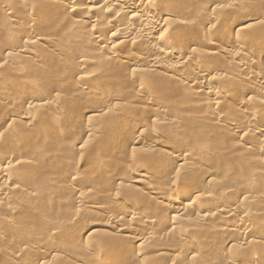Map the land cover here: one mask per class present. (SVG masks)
I'll list each match as a JSON object with an SVG mask.
<instances>
[{"label":"rangeland","instance_id":"374dc122","mask_svg":"<svg viewBox=\"0 0 264 264\" xmlns=\"http://www.w3.org/2000/svg\"><path fill=\"white\" fill-rule=\"evenodd\" d=\"M188 1L191 2L192 0H187L184 3L187 2L186 5H189V7H191V10L190 8V11L188 10L189 15L192 16L191 14H193L195 16H192L191 18L194 21L195 19L198 20L199 23L201 22V24H208V22L212 21V25L215 23L213 27L216 30L213 32L205 31L204 34L201 33V35L199 32L198 34H195L196 30L192 26L191 29L188 28L190 31H187V33H189L186 34L184 38L186 41L189 40L187 42L191 43L194 40L192 42L193 44H191L196 49H199V51H203V49L204 51L206 49V51H208V48L210 47L209 44L212 43H216L217 46H219L217 48H220V46H222L221 49L225 48L227 50L235 48V44L233 43L234 39H237L240 36L239 39H243L244 42H246V44L243 42L245 45L242 44V46H245L244 49H246L244 50L246 51L244 55L246 56L247 54L248 56L246 57L252 58L251 60L254 62L250 64L251 66H249V68H247L245 72H254L258 71V69L264 71V53H258L259 50H264V0H231V4L229 2L227 4L223 2V0L222 2L221 0H218V2L217 0H214V3H216H211V5L210 2H204L203 0H199L201 2H199L198 0V2L193 0L189 4ZM176 3L174 5H176ZM179 4L182 6L183 2H178L177 5L179 6ZM55 5L57 9L54 8ZM183 5L184 6H180V8L178 6H173L174 8H172V10L177 7L179 9H175V11L169 10V12H178L181 8H184L183 10L186 11L188 7L185 4ZM190 5H193V8ZM229 5L231 6L229 7ZM7 7L9 9L11 7L12 10L10 9V11L14 13L16 19L13 18L14 20H9L10 18H4L2 16L3 12L8 10ZM221 7V11H217V8L220 9ZM52 9L57 10H54L56 14H53L54 12H52ZM28 10L31 12V14H28ZM216 12L219 16L216 15ZM171 14L173 15V13H170L169 15ZM65 16L68 18H66ZM70 18L72 19L73 16L65 14L63 10L61 12H58L56 1L0 0V95L5 96V105L8 106L10 112L13 113L14 111L16 116H19L25 113V110H28L27 112L31 113V115L32 113L34 115L36 114L34 117L37 119H35L33 123L28 126V129L26 128V126H22L18 123L19 125L16 124L11 127V129L8 128V131L7 127L11 125L8 117L4 116L3 118L5 119H2V117L0 118V126L6 124L5 126H3V128L0 127V159L2 162H4V164H6V162L7 164H14L13 175L14 185L16 187V189L11 191V193L9 192L6 197H0V264H93L97 259L102 260L104 262L103 264H263L264 201L261 200L260 203V200L257 201L255 199H252L251 196H249L250 194L247 195L249 193L247 191H244L242 193V191L240 190H234L235 192L233 191V193V189L231 188V190L229 188L230 193H232L230 194L229 191H224V189L226 188V186L231 187L233 182L239 183L244 180V182H251L252 180H254L253 182H256L261 179L262 182H264V175H261L263 174V172H260V166L262 165V163L260 162L264 161V151H261L262 153H260L259 150H251L249 148V144L245 143L243 145L242 142H245V140L239 141L238 138L232 136L230 134V131L228 129L226 130L225 127L222 128V126L218 125V129L216 128L217 126L213 127L210 122L212 117L214 119L216 115L219 116L218 114H220L221 117V115L223 114L222 116L225 115V118H227L228 116V119H234L240 129L247 130L250 128L247 131L249 132L250 130H252L248 133L249 137H257L258 130L255 129H258L257 127L260 128L264 123V105L259 103L264 100V93L261 92V90H259L260 88L258 86H255V84L253 83L241 82V84L245 83L243 86L240 83H233L232 79L230 80L231 76L239 73L238 68L235 66L236 64L234 62L233 63L235 67H232L233 63L232 65H230L231 61H227L228 66H225L227 70H223L225 61L223 60V58L220 59L219 56L217 57L219 59L215 58V56H212L211 59H209V56H206L208 59H206V57H200L199 61L197 58V64L201 63L204 65H209L206 63H211L210 67L213 65L216 66L211 67L212 70H218L219 66L221 65L222 69L219 68L218 71L220 72L221 69L227 72V74L229 73L228 75L230 78L227 79L228 81L225 80L226 83L223 82V85L225 84L226 86H224L226 88L225 90L221 91V95L224 96L226 102H222L216 108V112L211 113L209 112V110H205L202 104H200V102H207L206 99L208 97H204L203 95L199 96L200 94H197L198 96H194V91L179 86L178 83L175 82V80H171L168 77H166V79L164 75H148L149 77L147 75H141V80H137L136 78H138V76L134 78L133 75L135 74L134 71L137 70L138 67L132 68L131 65H129L130 67L127 66V64L124 63L123 59L117 61H108L107 59V62H105L106 58H103L105 57L104 51H102L104 55L98 51L101 55L97 53L96 56V52L95 50H93L91 43L89 42V36L87 35V37L86 34H84V28H81L79 30L78 28L76 29V27L74 28V26L72 27V21L70 20ZM169 19H171L172 21L171 16ZM256 20L261 24L256 23ZM25 24L27 26L29 25L31 29L33 27L31 33H28L26 31L25 33L24 31H22V29H20V27H23V25ZM251 24L253 27L251 26ZM243 26H249L248 28L253 29H249L250 31H244L243 33V31L241 30V27ZM256 27L259 29H257ZM192 28L194 30H192ZM108 31L109 30H106V33ZM18 33V37H20V35L23 36L24 34L26 35H24L25 38L40 35V37L43 36L44 39H47V41L44 40L42 43L37 44L38 46L36 45L35 47V45H33L31 47L35 55H38L37 57H39L42 61L41 63L34 62L32 59L26 56L23 57L25 59L21 57V61L12 64H9L8 62H6V60L3 59V56L6 52H14L15 49L21 45L20 42L24 41L22 42V44L25 43L26 39L22 36V38L19 39L17 37ZM247 33H254L253 36L255 35V40L250 39V36L251 38L253 36L250 34L246 35ZM238 34L239 36H237ZM13 36H16L18 39L12 38ZM200 36H202L203 38ZM247 37H249L250 40ZM198 39H201L202 41H199ZM206 41L208 43H206ZM201 42L204 43L202 44ZM125 45L126 44H123L124 48L122 47V45L118 47V49L120 48V50L118 51L122 54V56L127 55L129 52L137 54V49H141L135 46V51H133L134 49L131 50L128 44L127 45L129 47L126 46L125 48ZM215 52H217V50H215L214 53ZM213 57L215 60L213 59ZM82 59L91 61H89L90 63H88V65H85L83 67L82 71L92 75L91 78L93 77L90 83L86 86L84 92L78 91L75 86L77 85L78 79H80L81 75L79 74V72L77 71L78 69H76L75 66H77L78 62H80V60ZM205 59L207 61H210L207 62ZM201 60H204L206 62L204 63ZM172 61L173 60L170 59H164V63L166 65H170ZM221 62L223 65L220 64ZM109 64L111 67L109 66ZM136 64H138L140 68H144L145 66H147L142 62H138ZM195 65L190 64V66H187L188 68L186 67V69L184 68L182 71H184V73H189L191 72V70L194 71L197 69V65ZM142 77H145V79L147 78V82H145ZM152 77H154L153 79L156 81L150 80ZM133 80L135 81L134 84H132V82H134ZM157 80L158 82H160L158 83ZM141 81H143V84H140L142 83ZM174 82L176 85L174 84ZM144 84L148 87H146ZM227 84L230 86H228ZM133 85H136V88H134ZM144 86L146 87V89L143 88ZM19 87L30 88L28 90L30 92L26 96L18 94L17 90ZM138 87L141 91L145 90L144 94H146L147 98L151 100L147 103V105L146 103H144L147 101H143L141 97L139 98L137 96L139 99H135L136 93L134 92H137L135 89L139 91ZM256 87H258L259 89ZM132 92L135 95H133ZM96 93L97 95H99L97 96ZM56 95L57 97H55ZM101 95L102 97L101 99H99ZM103 98L105 100L110 98L114 99L113 104H115V106L112 105L111 111L109 110L108 113H106L107 115H101L100 113L97 114V112L90 111L91 109L95 110V106L97 107L99 104L103 103ZM248 98L255 99V101L247 102ZM55 100L60 101L56 102L57 104H55V109H37L36 106H32V103H36L38 105L42 103V101L55 102ZM28 102L31 104V106H29L30 104ZM241 102H247L248 111L257 115L259 119L261 117L262 120L260 122L252 123L253 125L247 122L245 116L243 115L242 117L241 114H239V112L237 111L238 108L235 107V105L237 106L241 104ZM255 102L259 104H256L255 106L251 105ZM153 103L155 105H153ZM197 103L200 104V107H202H198V105H196ZM149 104H152L153 106ZM12 106L13 108H11ZM154 106L155 108L159 106L162 107L164 111H166V113L157 115L154 111L155 109H153ZM28 107H31L32 110ZM84 107H88L90 113H85ZM35 108L37 110L33 111V109ZM203 111L206 112L204 113ZM109 112H111V114ZM93 116L98 117L94 118ZM123 116L131 117L133 121L139 123V126L142 130L140 129L135 131L130 126L132 130H127L125 133L121 134V139L111 136L113 134V128L115 127L113 126L112 128V125H116L118 121L123 118ZM203 117H205L206 120ZM153 120L157 122L155 123ZM8 121L9 124H7ZM85 123H87L86 126L89 124L92 127L93 130H91V132L87 133V131L84 130V128H87L86 126H84ZM158 123L163 124L159 125ZM204 123L210 124V127L212 126L215 129H213L212 127L210 128L207 124L204 125ZM154 124H158L159 126L155 127L156 125ZM65 127L71 129L68 133V136L66 135L63 137H57L55 133L60 129H65ZM4 128L6 129V131ZM130 128L128 127V129ZM224 130L226 133H224ZM140 131H143L145 133L144 135H146L147 137H144L143 133ZM145 131L148 133H146ZM152 131L153 134H149ZM200 131H202V133L204 134L202 135ZM251 132H253V134ZM92 133L95 134L96 137ZM199 133L201 134L200 136ZM147 134H149V137L150 135H152V137L160 139L162 143L158 144L153 149H150L149 146H147V144L149 143L148 141H146L147 138H149ZM221 134H223V136ZM225 134H227L228 136L226 135V137L224 138ZM197 136L200 137H198V143L200 144V146H198L199 144L195 139L197 138ZM201 136H205L203 139L205 142L201 140V138H203ZM138 139L140 141L142 140V143ZM136 140L137 142H134ZM201 141L204 144L207 143L205 145H207L208 147L203 145L206 147L205 150H214L213 152H215L216 157L215 155H213L212 157L211 155L210 157H207L209 155H206V151L203 149L204 147L202 146L203 143L201 144ZM233 141H238L242 144H240L238 148L236 147V144L235 146H233L236 150H233L234 148L231 144V142L234 143ZM193 143L194 145H192ZM176 145H179L186 150L190 149L189 153H192V150H194V152L190 154L193 155L195 153L194 156L190 157L195 160L196 163H199L201 161L205 164L208 161V166H205L206 168L204 167L202 169L209 173V177L202 174L205 172L204 170L200 169L199 167V169H195L194 167V169L191 170L192 172L190 170H187V172L189 171L188 173L190 175H193L197 179L196 181L198 183L193 181L194 179L191 180L190 178L192 176L190 177L188 173L186 174V170L181 169L179 165L181 163H174L175 161H173L171 157L173 156L174 147ZM81 146H84L83 149L81 148ZM246 147L249 150L245 149ZM243 148L245 149V151ZM142 151H144V153H148L149 151V153H145L144 155ZM102 158L104 159V162ZM107 158L109 159L108 162ZM105 159L107 163L105 162ZM150 159H152V161ZM208 159H211V161ZM29 161L31 164L29 163ZM24 162L28 163V165L26 163L27 167L23 165ZM161 162L163 165L161 164ZM107 164L109 165L107 166ZM23 166H25L26 168ZM166 168H169V170H167ZM226 168L228 169V171ZM137 169H144L152 173L155 172L154 178H152V180L150 179V182L147 181V183L149 182L150 185L153 184L162 187L165 184L164 187L168 189V193L164 194V197H166V199L169 195H171V193L173 194L174 191H169V187L172 186V184L176 185L177 183H179V189L181 188L186 190V193L183 196L184 198L182 199L183 204H192V202L194 203V197L197 194L199 195V193L201 192L200 190L204 189L208 191V194H212L211 197L214 196L215 198H210L208 201L205 199L206 201L202 203H204L205 206L204 211L207 206L211 214L213 212V218L205 221L206 224L203 222V225L201 224V226L199 227L196 226V228L195 225H192L190 221L195 217L194 215L196 214V210L193 209V213L192 211H190L191 213H189V215L185 216V218L183 217V219L186 220H183L182 222L184 223L183 225L185 227H183L181 222L180 224L171 225V221L165 216V213L163 214L162 209H160L158 205L160 202H163V199H158L155 196L147 194V192L143 190L141 186L133 185V172L137 171ZM164 169H166L168 174ZM177 169L178 171H176ZM224 169H226V171ZM229 169H232L233 171L231 172L229 171ZM253 169L255 170L253 171ZM200 170L201 172H199ZM250 171L251 174L253 173V178L252 175H250ZM183 172L185 173L184 176ZM225 172H227L228 176H226ZM223 174H225L224 177ZM167 175H169L170 177H167ZM174 175H176L177 177ZM181 175L185 178L181 177ZM186 175L189 176L188 180H186ZM74 178H77L79 180L76 185L73 184L74 182H72ZM118 178H120L123 186L120 188V190H118V192H116L117 188L119 189V187H116L119 183ZM182 179L184 180L182 181ZM224 179L227 180L225 181ZM260 181H258L257 183H259ZM62 182L64 183L62 184ZM218 182H220V186H218ZM221 184L225 187L221 186ZM254 184L255 186H257L256 183ZM10 185L12 184L10 183ZM67 185L69 186L66 187ZM263 185H258L261 189L262 194L264 193V187L261 188ZM71 186L76 189V191L78 189V191L80 192H87L88 197L86 201L98 202L99 204L101 203L102 211H94L91 213L90 211L84 212V210L79 207V204L77 202V195L75 193L73 195V191H71L73 190V188L71 189ZM132 186L137 190L134 188H130ZM255 186L253 185L252 187L254 190L255 188L259 189ZM222 187L223 189H221ZM253 189H251L250 191H254ZM177 190L178 189L176 188L174 193ZM76 191L74 190V192ZM209 191L211 192L209 193ZM26 193H29L31 196L28 194L30 196L29 197ZM114 194H117L116 196L117 198H119V200L112 203L111 197ZM245 195H247V197ZM248 197H250L251 199H249ZM197 199L195 201H197ZM124 202H129L130 207L133 208L134 211L142 214V218L140 217L139 219L133 220L129 217V215L123 214L122 216H120V223H123V225L126 227L125 230L117 231L116 229L107 228V225L105 224V219L108 216L107 213L109 211H111V213L117 212V210L120 208V206H122ZM228 205H237V219L246 217L245 219L250 223L252 222V224L254 225V228L252 227V229L249 231L250 233H248L250 236H245L247 238H242L239 237V235H237L236 233H232L233 238H235L236 240L239 239L237 242L239 243L238 246L241 249L237 245L235 247L233 246L234 248L227 245L226 239L228 236H231V233L229 234L228 232L226 233L221 229H216L219 227L218 225L220 223L226 221V217L219 216L218 213L217 216L214 210L218 212L219 208ZM78 209L81 210L79 211ZM78 213L80 216L78 215ZM214 213L216 216H214ZM242 213H244L245 216ZM250 213H252V215H250ZM1 216H5V220H2ZM236 217H233L231 219L229 218V221L236 220ZM187 219L189 220L188 224L186 223L188 221ZM71 221L73 223H71ZM66 224H69V227L66 226ZM63 225L66 226V229ZM61 226H63V228ZM200 227L207 229V232H205V230L203 229L201 230ZM135 228L136 231H132L135 230ZM193 228H196V234H194L195 232ZM198 228L199 231L201 233L203 232L204 234L202 233L201 235L200 232H198L200 235L197 234L196 230ZM190 231H192L191 233L194 232V236H192V234H189ZM132 232H136L139 234L142 233V235L150 233L153 234L156 239H154L153 243H151L150 246L148 245V247L146 246L147 243L144 244L146 246L145 247L144 245H142L143 243L140 244V242L132 239ZM187 233L190 238H187L183 241L182 237ZM210 233L213 234L210 236ZM49 235L51 236L50 238L48 237ZM246 239L250 240L246 241ZM122 243L124 245H127V248H133L134 250H136V252L140 250L138 251L140 252V257H137L138 259H135L133 258V256L128 255L125 256L124 259L122 258L121 260H119L122 256V250L120 247ZM115 244L117 245V248H114ZM118 244L120 245V249L118 248ZM139 244L142 246H140ZM42 245L50 247L51 250L41 251L39 247ZM17 246L20 249H18ZM107 246H111L113 248H111V253L108 252L106 254L107 251L105 250L107 249L105 248ZM161 248H163V251L160 252L163 253H159L161 255L164 254V256L160 258V254H158L157 250L159 251L161 250ZM18 251H21L20 254ZM70 252H73L74 255L76 254L78 256L77 257L75 255L77 257L76 260L69 254ZM237 257L239 259H237Z\"/></svg>","mask_w":264,"mask_h":264},{"label":"bare ground","instance_id":"6f19581e","mask_svg":"<svg viewBox=\"0 0 264 264\" xmlns=\"http://www.w3.org/2000/svg\"><path fill=\"white\" fill-rule=\"evenodd\" d=\"M47 1H56L57 2V7H58V12H61L62 10L65 12V14H68V15H71V16H73V18L71 19L70 18V20L72 21L71 23V26L73 27L74 26V28L76 27V29L78 28L79 30L82 28H84V30L87 32H85L84 30V34H86V36L88 35L89 36V38H90V43H91V46H92V48H93V50H95V52H96V56H97V53L99 54V52L101 53V54H103L102 53V51H104V56L105 57H103V56H101V57H103V58H106V61L105 62H107V59H108V61H117V60H120V59H123L124 60V63L125 64H127V66H129V65H131L132 66V68H137V70H133L134 71V75H133V77L135 78L136 76H138V78H136L137 80H141L140 79V76L141 75H149V76H151V75H153V76H157V75H164L165 76V78L166 77H168V78H170L171 80H175V82L176 83H178V85L179 86H182L183 88H188V89H191V91H194L195 92V95L194 96H196L197 94H200L199 96H206V97H208L206 100H207V102H203V103H201L200 102V104H202V106L205 108V110L207 109V111L209 110V112H211V113H215L216 111V108L222 103V102H226V100L224 99V96H222L221 95V91H223V90H225V86L223 85V82H225V80H227L228 78H230L229 77V73L227 74V72H225V71H223V70H225L226 69V67L228 66V63H227V61H231L230 62V65H232V63L234 62L236 65V67L238 68V71H239V73L238 74H236V75H233V76H231V78H230V80L232 79V81H233V83H236V84H241V82L243 83V82H247V83H253V84H255V86H258V87H256V88H258L259 90H261V92H263L264 93V71H261V70H259L258 69V71H254V72H248V73H246L245 71H246V69L247 68H249V66H251L250 64L251 63H254L251 59L252 58H248V57H246V56H248L247 54H246V56L244 55L245 54V52L246 51H244V50H246V49H244V47L245 46H242V44H246V42H244V40L242 39H239V34L237 35V36H239L238 38L237 37H235V38H237V39H234V38H232V39H234V44H235V48H231V49H225V48H223V49H221V47L222 46H220V48H217V47H219V46H217V44L215 43V44H213L212 42V44H209L210 45V47L208 48V51H204V49H203V51H199V49H196L192 44V42L194 41H192L191 43L190 42H187V41H189V40H185L184 38H185V36H186V34H188L187 33V31H190L189 29H191V27L193 26V28L196 30V32H195V34H198V32L201 34V33H203L204 34V32L205 31H208V32H213V31H215L216 29H214V24L212 25V21H210V22H208V24H201V22L199 23V21L198 20H196L194 17V15L193 14H191L192 16H194L193 18L195 19V21L191 18L192 16H190L189 15V11L191 10V7H189V5H186L187 4V2L186 3H184L185 1H187V0H47ZM193 1V0H192ZM191 1V2H192ZM196 2H198L197 0H195ZM204 2H210V5H211V3L213 4L214 3V0H203ZM202 1V2H203ZM216 1V0H215ZM178 2H183V4H185L188 8L186 9V11H184L182 8L180 9V11H176V12H172V11H175V9L177 10V9H179L180 8V4H179V6L177 5V3ZM191 2H189L188 1V4L189 3H191ZM196 2H194V3H196ZM199 2H201V1H199ZM217 2H218V0H217ZM221 2H222V0H221ZM223 2H225V3H227L228 4V2L231 4V0H223ZM176 3V5H174ZM193 3V4H194ZM216 3V2H215ZM214 3V4H215ZM182 4V6H184ZM234 5V4H233ZM173 6H178L177 8H175L174 10H172V8H174ZM181 6V7H182ZM190 6H192V8H193V5H190ZM214 6V5H213ZM219 6V5H218ZM223 6H224V4H223ZM227 6V5H226ZM231 5H229V7H230ZM9 7V6H8ZM7 7V9L8 10H6V11H2L3 12V17L4 18H10L9 20H12L13 18H15L16 16L14 15V13L12 12V11H10V9H11V7H10V9ZM216 7V6H215ZM220 7V6H219ZM218 7V8H219ZM54 8H56V5H55V7ZM189 8H190V10H189ZM217 8V11H221V9H222V7L220 8V9H218ZM57 9V8H56ZM56 9H54L55 11H57ZM61 9V10H60ZM215 9V8H214ZM12 10V9H11ZM30 10V9H29ZM27 11L28 12V14H31V10L30 11ZM53 9H52V12H54L53 14H56L55 13V11H54ZM60 10V11H59ZM168 10V11H167ZM169 10H172L171 12H169ZM181 10H182V12H181ZM189 10V11H188ZM193 10V9H192ZM184 11V12H183ZM188 11V12H187ZM198 11V10H197ZM169 12V13H168ZM194 12V11H193ZM50 13V12H49ZM170 13H173V15L171 14V15H169ZM192 13V12H191ZM58 14V13H57ZM61 14V13H60ZM196 14V13H195ZM197 15V14H196ZM216 15H217V12H216ZM222 15V14H221ZM67 16V15H66ZM65 16V17H66ZM170 16L172 17V21H171V19H169L170 18ZM217 16H219V15H217ZM213 17V16H212ZM66 18H68V17H66ZM16 19V18H15ZM14 20V19H13ZM212 20V19H211ZM198 21V22H197ZM216 21V20H215ZM214 21V22H215ZM257 21V20H256ZM260 21V20H259ZM174 23V24H173ZM203 23V22H202ZM253 23H255V22H253ZM256 23H258V24H261L260 22H256ZM263 23V22H262ZM264 24V23H263ZM177 25V26H176ZM217 25V24H216ZM250 26V25H249ZM248 26V27H249ZM251 26H252V24H251ZM218 27V26H217ZM248 27H241V30L243 31V33H244V31H250V30H252L251 28H248ZM253 27V26H252ZM187 28V29H186ZM189 28V29H188ZM192 28V30H194ZM257 28V27H256ZM20 29H22V31H26V32H28V33H31L32 31V29H33V27H32V29H31V27L28 25H23V27H20ZM250 29V30H249ZM257 29H259V28H257ZM106 30H109L107 33H106ZM198 30V31H197ZM21 31V32H22ZM254 31V30H253ZM25 32V33H26ZM261 32V31H260ZM259 32V33H260ZM263 32V31H262ZM217 33V32H216ZM240 33V32H239ZM251 33V32H250ZM250 33H247L246 35H248V34H250ZM258 33V32H257ZM82 34V33H81ZM191 34V33H190ZM210 34V33H209ZM208 34V35H209ZM253 34L254 33H252V34H250V35H252L253 36ZM25 35V34H24ZM22 36V35H20V37H18L19 36V33H18V35H17V37L19 38V39H21L22 37H24L25 38V36ZM202 35V34H201ZM213 35H214V33H213ZM234 35V34H233ZM249 35V36H250ZM22 36V37H21ZM84 36V35H83ZM87 36V37H88ZM193 36V35H192ZM197 36V35H196ZM226 36V35H225ZM255 36V35H254ZM254 36L251 38V36H250V39H254ZM258 36V35H257ZM16 36L14 37H12V38H15V39H18ZM200 37H202V36H200ZM199 37V38H200ZM205 37H206V35H205ZM210 37V36H209ZM227 37V36H226ZM83 38V37H82ZM203 38V37H202ZM229 38V37H228ZM231 38V37H230ZM243 38V37H242ZM248 39H249V37H247ZM26 39V41H25V43L24 44H22V42H24V41H22V42H20L21 43V45L20 46H18L16 49H15V51L14 52H6L5 53V57L3 56V59L4 60H6V62H8L9 64L11 63H17V62H19V61H21V57L23 58V57H28V58H30V59H32L34 62H37V63H41L42 61L40 60V58L39 57H37L38 55H35V53L32 51L33 49H31V47L33 46V45H35V47H36V45L37 44H40V43H42L44 40L45 41H47V39L45 38L44 39V37L43 36H41L40 37V35L38 36V35H36V36H33V37H30V38H25ZM187 39V38H186ZM191 39H193V38H191ZM205 39V38H204ZM247 39V40H248ZM249 39V40H250ZM23 40V39H22ZM199 40V39H198ZM201 40V39H200ZM199 40V41H200ZM206 40V39H205ZM211 40V39H210ZM255 40V39H254ZM191 41V40H190ZM196 41V40H195ZM202 41V40H201ZM212 41V40H211ZM205 42V41H204ZM204 42H201L202 44L204 43ZM244 42V43H243ZM252 42H253V40H252ZM263 42V41H262ZM89 43V44H90ZM200 43V44H201ZM206 43H208L207 41H206ZM223 43V42H222ZM261 43V42H260ZM264 43V42H263ZM123 44H126L125 45V48H126V46L127 47H129L130 46V48H131V50H133V51H135V46L137 47V48H141V49H137L138 51H137V54L135 53H132V52H129V48H128V54L127 55H124V56H122V54L118 51V50H120V48L118 49V47H120L121 45H122V47H123ZM129 46H128V45ZM195 44V43H194ZM244 44V45H245ZM219 45V44H218ZM221 45V44H220ZM250 45V44H249ZM260 45V44H259ZM38 46V45H37ZM247 46H248V44H247ZM122 47H121V49H122ZM205 47V46H204ZM214 47V48H213ZM253 47V46H252ZM34 48V47H33ZM124 48V47H123ZM250 49V48H249ZM252 49V48H251ZM263 49V48H262ZM126 50V49H125ZM202 50V49H201ZM215 50H217V52H215L214 53V51ZM99 51V52H98ZM122 51V50H121ZM124 52V51H123ZM213 52V53H212ZM127 53V52H126ZM125 53V54H126ZM258 53H264V50H259V52ZM101 54H99V55H101ZM252 54V53H251ZM206 56H209V59H211L212 58V56H215V58H217L218 56L220 57V59H222L223 58V60L225 61V64L223 65L222 64V62H223V60H222V62L220 63V64H222L223 65V67H224V69L223 70H221L222 69V66L220 65V64H218V65H220L219 66V68H221L220 69V72L218 71L219 70V68H218V70H212L211 69V67H214L215 65H213V66H211L210 67V64L211 63H206V64H209V65H204V64H197V61H196V59L198 58V61L200 60L199 58L200 57H206ZM99 58V57H98ZM102 58V59H103ZM203 58V59H204ZM23 59H25V58H23ZM164 59L166 60H168V59H170V60H173L172 62H171V64L170 65H166L165 63H164ZM206 59H208L207 57H206ZM205 59V60H206ZM213 59H214V57H213ZM217 59H219V58H217ZM216 59V60H217ZM3 60V61H4ZM215 60V59H214ZM32 61V62H33ZM90 60H87V59H82V60H80V62H78V65L77 66H75L76 67V69H78L77 71L79 72V74H81L80 75V79H78V83H77V85H75L76 86V88L78 89V91H82V92H84L85 91V88H86V86L90 83V81H91V79L93 78H91V76L92 75H90V74H88V73H85L84 71H82L83 70V67L85 66V65H88V63H90L89 62ZM201 61H203L204 63L207 61H204V60H201ZM210 61V60H209ZM209 61H207V62H209ZM212 61V60H211ZM218 61V60H217ZM216 61V62H217ZM33 62V63H34ZM98 62V61H97ZM138 62H142V63H144V64H146L147 66H145L144 68H140L139 66H138V64H136V63H138ZM95 63V62H94ZM102 63V62H101ZM103 63H104V61H103ZM195 63H196V65L198 66H196L195 65ZM219 63V62H218ZM234 63H233V65H232V67L234 66ZM96 64V63H95ZM99 64V63H98ZM190 64H194L195 66H196V68L198 69H196V70H194V71H192L191 70V72H189V73H184V71H182L184 68L186 69V67L187 66H190ZM214 64H217V63H214ZM90 65V64H89ZM107 65H108V63H107ZM218 65H217V67H218ZM102 66V65H101ZM105 66V65H104ZM109 66H110V64H109ZM226 66V67H225ZM234 66V67H235ZM108 67V66H107ZM111 67V66H110ZM130 67V66H129ZM216 67V66H215ZM188 68V67H187ZM104 69V68H103ZM107 69V68H106ZM117 69V68H116ZM211 69V70H210ZM214 69H216V68H214ZM109 70V69H108ZM107 70V71H108ZM188 70V69H187ZM227 70V69H226ZM77 72V73H78ZM106 72V71H105ZM132 72V71H131ZM133 73V72H132ZM120 75H121V72H120ZM132 75V74H131ZM123 76H124V74H123ZM146 76V77H147ZM148 76V77H149ZM132 77V76H131ZM132 77V78H133ZM160 77V76H159ZM159 77H158V79H159ZM116 78V77H115ZM143 78V77H142ZM154 77H152L150 80H154L153 79ZM144 80H145V82H147L146 81V79H145V77L143 78ZM142 79V80H143ZM162 79V78H161ZM164 79V78H163ZM167 79V78H166ZM121 80H123V79H121ZM125 80V79H124ZM137 80H136V82H137ZM143 80V81H144ZM150 80H148V81H150ZM165 80V79H164ZM163 80V81H164ZM229 80V81H230ZM134 81V80H133ZM143 81H141L142 83H140V84H143ZM154 81H156V80H154ZM228 81V80H227ZM139 82V81H138ZM157 82H158V80H157ZM160 82V81H159ZM158 82V83H159ZM173 82V81H172ZM175 82H174V84H175ZM231 82V81H230ZM229 82V83H230ZM130 83V82H129ZM135 83V81L134 82H132V84H134ZM152 83V82H151ZM155 83V82H154ZM153 83V84H154ZM164 83V82H163ZM226 83V82H225ZM232 83V84H233ZM150 84V83H149ZM156 84V83H155ZM235 84V85H236ZM245 84V83H244ZM244 84H241V85H243L244 86ZM137 85V84H136ZM136 85H133L134 86V88H136ZM145 85V84H144ZM146 85H147V83H146ZM145 85V86H146ZM162 85V84H161ZM166 85V84H165ZM176 85V84H175ZM228 85V84H227ZM138 86V85H137ZM143 87V88H145L146 89V87H148V86H146V87ZM151 86V85H150ZM155 86V85H154ZM157 86V85H156ZM163 86V85H162ZM162 86H161V88H162ZM168 86V85H167ZM228 86H230V85H228ZM242 86V87H243ZM164 87V86H163ZM133 88V87H132ZM153 88V87H152ZM167 88V87H166ZM30 88H26V87H22V88H18V94H22V95H24V96H26V95H28V93L30 92V91H28ZM138 89H139V91L137 90V89H135L137 92H134V93H136V95L135 94H133V92H132V94L133 95H135V99H139L140 97L143 99V101H147V102H144V103H146V105H147V103L148 102H150L151 100H149L148 98H147V96H146V94H144L145 93V90L143 91H141L140 90V88L138 87ZM171 89V88H170ZM176 89V88H175ZM174 89V90H175ZM180 89V88H179ZM182 89V88H181ZM228 89V88H227ZM173 90V89H172ZM171 90V91H172ZM77 91V92H78ZM90 91V90H89ZM146 91H148V90H146ZM178 91H180V90H178ZM1 92V91H0ZM174 92V91H173ZM182 92V91H181ZM185 92V91H184ZM180 93V92H179ZM80 94V93H79ZM188 94H189V92H188ZM187 94V95H188ZM191 94V93H190ZM96 95H97V93H96ZM99 95V94H98ZM97 95V96H98ZM181 95V94H180ZM184 95V94H183ZM183 95H182V97H183ZM186 95V94H185ZM139 98H138V97ZM192 96V95H191ZM198 96V95H197ZM55 97H57V95L55 96ZM55 97H54V99H55ZM59 97V96H58ZM101 97H102V95L99 97V99H101ZM103 97H104V95H103ZM131 97V96H130ZM137 97V98H136ZM132 98V97H131ZM58 99H60V98H58ZM104 99V98H103ZM227 99V98H226ZM51 100V99H50ZM56 100H57V98H56ZM55 100V102L54 101H42V103H40V104H36V103H32V106H36L37 107V109L39 108H42V109H45V108H49V109H55L56 108V105L55 104H57L56 102H58V101H56ZM113 100L114 99H112V98H110V99H107V100H105L104 99V101H103V103H101V104H99L97 107L95 106V110H90V111H93V112H97V114H101V115H105L106 113H108V111L110 110L111 111V107H112V105H114L115 106V104H113L114 102H113ZM187 100V99H186ZM225 100V101H224ZM250 100H252V101H250ZM9 101V100H8ZM16 101V100H15ZM243 101H246V100H243ZM254 102L255 101V99H250V98H248L247 99V102ZM60 102V101H59ZM99 102V101H98ZM247 102H241V104H239V105H235V107H237L236 109H237V111L239 112V114H241V116L243 117V115L245 116V118L247 119V122H249V123H251V125H253L252 123H256V122H260L262 119H261V117H260V119H259V117L257 116V115H255V114H253V113H251L250 111H248V109H247V106H248V103ZM257 102H259V101H257ZM29 103V102H28ZM152 103V102H151ZM199 103V102H198ZM196 104V105H198V107H200L199 105L200 104ZM239 103V102H238ZM260 104H262V105H264V100L263 101H261V102H259ZM259 103H252L251 105H256V104H259ZM24 104V103H23ZM30 104V103H29ZM28 105V104H27ZM117 105V104H116ZM149 105H152V104H149ZM153 105H155L154 103H153ZM152 105V106H153ZM29 106H31V104L29 105ZM90 106V105H89ZM195 106V105H194ZM201 106V107H202ZM34 107H32V108H34ZM83 107V106H82ZM151 107V106H150ZM196 107V106H195ZM200 107V108H201ZM249 107H250V104H249ZM251 107H253V106H251ZM11 108H13V106L11 107ZM29 109H31V107H28ZM27 108V109H28ZM85 108V113L87 112V113H90V111H89V109H88V107L86 108V107H84ZM36 108L35 109H33V111L34 110H37ZM88 109V110H87ZM153 109H155L154 111L156 112V114L157 115H161L162 113H166V111H164V109L162 108V107H157V108H155V106H154V108ZM32 110V109H31ZM202 110H203V108H202ZM26 112L25 113H23V114H21V115H19V116H16L15 115V113H14V111H13V113L12 112H10V110H9V108H8V106L7 105H5V96H2V95H0V118L2 117V119H5V118H3L4 116H7L8 117V119H9V121L11 122V125H9L8 127H7V130L9 131V129L8 128H10L11 129V127H13L14 125H16V124H21L22 126H26V128L28 129L29 127L28 126H30L32 123H33V121L36 119L34 116L36 115H34L33 113H32V115H31V113H29V112H27L28 110H25ZM30 111V110H29ZM153 111V110H152ZM114 112V111H113ZM154 112V113H155ZM204 112V111H203ZM206 112V111H205ZM204 112V113H205ZM110 114H111V112H109ZM113 114V113H112ZM155 114V115H156ZM170 114V113H169ZM218 114V113H217ZM238 114V115H239ZM246 114V115H245ZM96 115V114H95ZM101 115H100V117H101ZM107 115V114H106ZM202 115V114H201ZM216 115V114H215ZM219 116H217L216 115V117H214V119H213V117L211 118V125L213 126V127H215V126H217L216 128H218L219 129V126H222V128L223 127H225L226 128V130L228 129L229 131H230V134L232 135V136H235L236 138H238V140L239 141H244L245 140V142H242L243 143V145L246 143V144H249L250 146H249V148L251 149V150H259L260 151V153H262L261 151H264V123L262 124V126L259 128V127H257L258 129H255V130H258V135H257V137H249V135H248V133L250 132V131H252V130H250L249 132H247L249 129H247V130H244V129H240L238 126H237V124H236V121L233 119H231L230 117V119H228V116H227V118H225L224 116H222L221 115V117H220V114H218ZM89 116V115H88ZM203 116V115H202ZM6 117V118H7ZM37 117V116H36ZM94 117V116H93ZM98 117V116H97ZM97 117H94V118H97ZM111 117V116H110ZM109 117V118H110ZM200 117V116H199ZM223 117V118H222ZM92 118V117H91ZM93 118V119H94ZM133 118V117H132ZM137 118V117H136ZM204 119H205V117H203ZM108 119V118H107ZM200 119H201V117H200ZM199 119V120H200ZM212 119H213V123H212ZM37 120V119H36ZM97 120V119H96ZM112 120V119H111ZM139 120V119H138ZM202 120V119H201ZM206 120V119H205ZM204 120V121H205ZM1 121V120H0ZM9 121H8V123L7 124H9ZM114 121V120H113ZM154 121V120H153ZM170 121V120H169ZM204 121H201V122H204ZM210 121V120H209ZM4 122V121H3ZM13 122V123H12ZM36 122V121H35ZM71 122V121H70ZM84 122V121H83ZM140 122V121H139ZM155 123L157 122V121H154ZM172 122V121H171ZM6 123V122H5ZM75 123V122H74ZM116 123H117V121H116ZM173 123V122H172ZM2 124V123H1ZM18 124V125H19ZM68 124V123H67ZM82 124H84V123H82ZM86 124L87 123H85V125L84 126H86ZM112 124V123H111ZM141 124V123H140ZM159 124V123H158ZM156 125V124H154V125H156L155 127H157V126H159L160 124H163V123H160L159 125ZM207 124V123H206ZM205 123H204V125H206ZM6 125V124H5ZM5 125H1L0 127L1 128H3V126H5ZM89 125V124H88ZM86 126L87 128L85 129L84 128V130L85 131H87V133L88 132H91V130H93L92 129V127L89 125V126ZM209 127H210V124H207ZM219 125V126H218ZM250 125V124H249ZM250 125V126H251ZM83 126V127H84ZM113 126H115L114 128H113ZM130 126H131V128H133V130H140L141 129V127L139 126V123H137V122H135V121H133L132 119H131V117H128V116H123V118H121V120L120 121H118V123L116 124V125H112V128L114 129L112 132H113V134L111 135V136H113V137H117L118 139H121L120 138V135L121 134H123V133H125L127 130L128 131H130V130H132L131 128H130ZM207 126V127H208ZM211 126V127H212ZM16 127V126H15ZM110 127V126H109ZM128 127L130 128V129H128ZM162 127V126H161ZM210 127V128H211ZM212 127V128H213ZM249 127V126H248ZM111 128V129H112ZM5 129V128H4ZM213 129H215V128H213ZM254 129H253V132H254ZM3 130V129H2ZM70 128H67V127H65V129L63 128V129H60V130H58L56 133H55V135L57 136V137H63V136H68V133L70 132ZM142 130V129H141ZM148 130V129H147ZM221 130V129H220ZM5 131H6V129H5ZM7 131V132H8ZM11 131V130H10ZM14 131V130H13ZM135 131H133V132H135ZM143 131H144V129H143ZM143 131H140V132H142L143 133V135L145 134ZM93 132V131H92ZM146 132V131H145ZM201 133H202V131H200ZM253 132H251L252 134H253ZM256 132V131H255ZM10 133V132H9ZM146 133H148V132H146ZM153 134V131L152 132H150L149 134ZM157 133V132H156ZM224 133H226L225 132V130H224ZM8 134V133H7ZM93 134V133H92ZM128 134V133H127ZM149 134H147L148 135V137H149ZM204 133H202V135H203ZM90 135H91V133H90ZM95 137H96V135L95 134H93ZM92 135V136H93ZM108 135V134H107ZM131 135V134H130ZM133 135V134H132ZM142 135V136H143ZM197 135H198V133H197ZM201 134L199 133V136H200ZM206 135V134H205ZM222 136H223V134H221ZM226 135L227 134H225L224 135V138L226 137ZM228 135H229V133H228ZM227 135V136H228ZM230 135V136H231ZM254 135H256V134H254ZM110 136V137H111ZM123 136V135H122ZM146 135H144V137H145ZM156 136V135H155ZM199 136H197V138H195L196 140H197V143H198V139L200 138ZM147 137V136H146ZM199 137V138H198ZM201 137H203V136H201ZM205 137V136H204ZM204 137L203 138H201V140H203L204 139ZM142 138V137H141ZM61 139V138H60ZM92 139V138H91ZM111 139V138H110ZM127 139H129V138H127ZM126 139V140H127ZM247 139V140H246ZM89 140V139H88ZM139 140V139H138ZM196 140H194V141H196ZM122 141V140H121ZM133 141V140H132ZM140 141V140H139ZM142 141V140H141ZM140 141V142H141ZM144 141V140H143ZM146 141H148L149 143L147 144V146H149V148L150 149H153L155 146H157L158 144H160V143H162V141L160 140V139H157V138H155V137H152V135H150V137L149 138H147V140ZM250 141V142H249ZM91 142V141H90ZM125 142V141H124ZM127 142V141H126ZM134 142H137V140L136 141H134ZM133 142V143H134ZM203 142H205L204 140H203ZM202 141H201V144L203 143ZM234 143H232L231 142V144H232V147L233 146H235L236 144V147L238 148V146H240V144H242V143H239L238 141V143L236 142V141H233ZM236 142V143H235ZM142 143V142H141ZM144 143V142H143ZM196 144V143H195ZM199 144V143H198ZM205 144H207V143H205ZM204 143L202 144V146L203 145H205ZM230 144V145H231ZM234 144V145H233ZM239 144V145H238ZM1 145V144H0ZM192 145H194V143L192 144ZM182 146V145H181ZM198 146H200V144L198 145ZM206 147H208L207 145H205ZM205 146H203L204 148V150L206 149V147ZM84 147V146H83ZM83 147L81 146V148L83 149ZM244 147V146H243ZM80 148V147H79ZM80 148V149H81ZM147 148V147H146ZM145 148V149H146ZM196 148V147H195ZM199 148V147H198ZM197 148V149H198ZM229 148H231V147H229ZM234 149L233 150H236L235 149V147H233ZM80 149H78V150H80ZM149 149V150H150ZM196 149V150H197ZM200 149V148H199ZM202 149V148H201ZM210 149V148H209ZM244 149V148H243ZM242 149V150H243ZM245 149H248L247 147L245 148ZM245 149H244V151H245ZM190 150V149H189ZM189 150H186L185 148H183V147H180L179 145H176L175 147H174V153H173V156H171L172 157V159H173V161H175L174 163H181V164H179L180 165V167H181V169L182 170H186V174L189 172H187V170H192V169H194V167H195V169L197 168V169H202V168H204L205 166H208V164H207V162L206 161H204V162H206L205 164L203 163V162H199V163H196L195 162V160H193L191 157H193L194 156V154L193 155H190V154H192L193 152H194V150H192V153H189L190 151ZM203 150V151H204ZM249 150V149H248ZM206 151V155H209V156H207V157H210V155H211V157L213 156V155H215V157H216V154H215V152H213V151H210V150H205ZM232 151V150H231ZM247 151V150H246ZM143 153H144V151H142ZM145 153H147V152H145ZM145 153H144V155H145ZM148 153H149V151H148ZM147 153V154H148ZM152 153V152H151ZM259 153V152H258ZM172 154V153H171ZM149 156V155H148ZM151 156V155H150ZM189 156V157H188ZM191 156V157H190ZM146 158V157H145ZM148 158H150V157H148ZM189 158V159H188ZM130 159V158H129ZM213 159V158H212ZM100 160V159H99ZM102 160H103V162H104V159L102 158ZM151 161H152V159H150ZM188 160H191V161H188ZM198 160H200V159H198ZM204 160V159H203ZM208 160H210L211 161V159H208ZM215 160V159H214ZM109 161V159L107 158V162ZM168 161V160H167ZM167 161H163V162H167ZM173 161H172V163H173ZM213 161V160H212ZM216 161V160H215ZM214 161V162H215ZM105 162H106V159H105ZM106 162V163H107ZM126 162V161H125ZM27 163V162H26ZM26 163L24 162V164L23 165H25L26 166ZM29 163H30V161H29ZM33 163V162H32ZM105 163V164H106ZM124 163V162H123ZM169 163H171V162H169ZM260 163H262V167L260 166V172H263V174H261V175H264V161L262 162H260ZM20 164V163H19ZM18 164V165H19ZM22 164V163H21ZM31 164V163H30ZM29 164V165H30ZM103 164V163H102ZM126 164V163H125ZM161 164H162V162H161ZM27 165H28V163H27ZM109 164H107V166H108ZM127 165V164H126ZM163 165V164H162ZM171 165V164H170ZM179 165H177V166H179ZM25 166H23V167H25ZM103 166V165H102ZM107 166H106V168H107ZM112 166V165H111ZM176 166V167H177ZM210 166V165H209ZM213 166V165H212ZM27 167V166H26ZM25 167V168H26ZM31 167V166H30ZM165 167V166H164ZM199 167V168H198ZM206 168V167H205ZM225 168V167H224ZM161 169V168H160ZM167 169V168H166ZM166 169H164L165 171H166ZM171 169V168H170ZM227 169V168H226ZM226 169H224L225 171H226ZM258 169H259V167H258ZM13 170H14V164H11V163H8L7 164V162H6V164H4V162H2L1 161V159H0V197H6V195L7 194H9V192L11 193V191H13V190H15L16 189V187H15V185H14V175H13ZM167 170H169V168L167 169ZM181 170V171H182ZM202 170H204V169H202ZM210 170V169H209ZM255 169H253V171H254ZM176 171H178V169L176 170ZM180 171V172H181ZM205 171V170H204ZM227 171H228V169H227ZM229 171H233L232 169L230 170L229 169ZM251 171H252V169H251ZM251 171H250V175H252L251 174ZM167 172V171H166ZM170 172V171H169ZM192 172V171H191ZM199 172H201V170L199 171ZM206 172V171H205ZM202 173V174H204V176H208L209 177V173L208 172H206V173ZM256 172V171H255ZM258 172V171H257ZM155 173V172H154ZM154 173H152V172H149V171H146V170H138L137 169V171H135V172H133V180H132V183H133V185L134 186H136V185H138V186H141L142 188H143V190H145L146 192H147V194H149V195H152V196H155L156 198H158V199H163V202H158L159 204V208L160 209H162V212H163V214L165 213V216L167 217V218H169V220L171 221V225H173V224H180V222L182 223L183 222V220H185V219H183V217L185 218V216H187V215H189V213H191L190 211H192V213L194 212V210L193 209H195L196 211V214L194 215L195 217L192 219V220H190L191 221V223H192V225H195V227L197 226V227H199V226H201V224L204 222L205 223V221H207V220H210L211 218H213V212H212V214H211V212H210V210H209V208H207V206H206V208H205V211H204V203H202V202H204V201H208L210 198L211 199H213V197H211L212 196V194H208V191H206V190H200L201 192L199 193V195L197 194L194 198H195V200L197 199V198H199V199H197V201H195L194 200V198H193V200H194V203L192 202V204H183V196H184V194L186 193V190L185 189H179V183H177L176 185H174V184H172V186H170L169 187V191H171V190H176V188L178 189L175 193H174V191H173V194L171 193V195H169L168 196V198L166 199V197H164V194L165 193H168V189L167 188H165L164 187V185H163V187L162 186H156V185H150V181L152 180V178H154ZM165 173V172H164ZM171 173V172H170ZM178 173V172H177ZM182 173V172H181ZM184 173V172H183ZM226 173V176H228V174H227V172H225ZM166 174V173H165ZM164 174V175H165ZM167 174H168V172H167ZM179 174V173H178ZM197 174V173H196ZM196 174H194V175H196ZM199 174V173H198ZM201 174V173H200ZM201 174V175H202ZM185 175V173L183 174V176ZM188 175H190L189 173H188ZM224 175L225 174H223V177H224ZM229 175H230V173H229ZM160 176H161V174H160ZM169 175H167V177H168ZM173 176V175H172ZM174 176H176V175H174ZM182 175H181V177H183ZM192 176V177H191ZM225 176V177H226ZM158 177V176H157ZM166 177V178H167ZM170 177V176H169ZM177 177V176H176ZM175 177V178H176ZM180 177V178H181ZM186 177H187V179L186 180H188V177L189 176H187L186 175ZM190 179L192 180V179H194L193 181H195L196 183H198L196 180V178L193 176V175H190ZM173 178V177H172ZM174 178V179H175ZM183 178H185V177H183ZM250 178V177H249ZM252 178H253V175H252ZM255 178H257V177H255ZM264 178V177H263ZM262 178V179H263ZM72 179H73V177H72ZM151 179V180H150ZM171 179V178H170ZM169 179V180H170ZM178 179V178H177ZM117 180V179H116ZM118 184H117V186L116 187H119V189L117 188V191L116 192H118V190H120V188L123 186V184L121 183V181H120V178H118ZM150 180V181H149ZM168 180V181H169ZM184 179H182V181H183ZM225 180V179H224ZM227 180V179H226ZM225 180V181H226ZM261 180V179H260ZM260 180H258V181H260ZM56 181V180H55ZM79 180L77 179V178H74V180L72 181V182H74L73 184H75L76 185V183L78 182ZM147 181H149L148 183H147ZM176 181V180H175ZM192 181V182H193ZM200 181V180H199ZM236 181V180H235ZM245 181V180H244ZM244 181H242V182H239V183H236V182H233V184H232V186L231 187H227L226 186V188L224 189V191H229V193H230V190H229V188L232 190V192L234 191V190H240V191H242V193L244 192V191H247V192H249L247 195H249V196H251V198L252 199H255V200H257V201H259L260 200V203H261V200L262 201H264V193L262 194V192H261V189L259 188V186H261V185H263V183L264 182H262V180L260 181V182H262V183H257L258 181H256V182H253L254 180H252L251 182H244ZM59 182V181H58ZM61 182V181H60ZM71 182V183H72ZM115 182H117V181H115ZM171 182V181H170ZM177 182V181H176ZM179 182V181H178ZM186 182H188V181H186ZM185 182V183H186ZM215 182V181H214ZM213 182V183H214ZM228 182H229V180H228ZM253 182V183H252ZM10 183L12 184V185H10ZM64 182H62V184H63ZM173 183V182H172ZM181 183V182H180ZM182 183H184V182H182ZM190 183V182H189ZM220 182H218V184H219ZM224 183V182H223ZM254 183H256V185L257 186H255V184ZM58 184V183H57ZM187 184V183H186ZM230 184V183H229ZM66 185V184H65ZM162 185V184H161ZM168 185V184H167ZM166 185V186H167ZM183 185V184H182ZM202 185V184H201ZM253 185L255 186V187H258L259 189H257V188H255V190L252 188L253 187ZM259 185V186H258ZM69 185H67L66 187H68ZM73 186V185H72ZM70 187L71 189L73 188V187ZM169 186V185H168ZM186 186V185H185ZM203 186V185H202ZM210 186V185H209ZM218 186H220V184L218 185ZM221 186H224V185H222L221 184ZM229 186V185H228ZM225 187V186H224ZM264 187V185L261 187V188H263ZM65 188V187H64ZM130 188H134V189H136L135 187H130ZM198 188V187H197ZM220 188V187H219ZM69 189V188H68ZM190 189V188H189ZM196 189V188H195ZM207 189V188H206ZM214 189V188H213ZM221 189H223V187L221 188ZM251 189H253L254 191H250ZM259 190V191H257V190ZM74 190L76 191V189H74L73 188V190H71V191H73V195H74V193L77 195V198H78V200H77V202H78V204H79V207L82 209V210H84V212L85 211H90V213L91 212H94V211H102V204L100 203H98V202H89V201H86V199H87V197H88V195H87V192L85 193V192H80V191H78V189H77V191L76 192H74ZM133 190V189H132ZM137 190V189H136ZM135 190V191H136ZM142 190V189H141ZM191 191H192V189H191ZM194 191V190H193ZM120 192V191H119ZM196 192H197V190H196ZM211 191H209V193H210ZM235 192V191H234ZM233 192V193H234ZM133 193V192H132ZM225 193V192H224ZM223 193V194H224ZM237 193V192H236ZM235 193V194H236ZM27 194V193H26ZM29 194V193H28ZM27 194V195H28ZM170 194V193H169ZM218 194H219V192H218ZM222 194V193H221ZM230 194H232V193H230ZM238 194V193H237ZM30 195V194H29ZM28 195V196H29ZM75 195V196H76ZM117 194H114L112 197H111V201H112V203L113 202H116V201H118L119 200V198H117V196H116ZM188 195V194H187ZM240 195V194H239ZM247 195H245L246 197H247ZM31 196V195H30ZM29 196V197H30ZM215 196H216V194H215ZM165 199H164V198ZM215 198V197H214ZM243 198H245V197H243ZM249 199H251L250 197H248ZM206 199V200H205ZM247 199V198H246ZM246 199H245V201H246ZM126 200V199H125ZM131 200V199H130ZM199 200V201H198ZM215 200V199H214ZM248 200V199H247ZM254 200V201H255ZM244 201V202H245ZM197 202V203H196ZM218 202V201H217ZM216 202V203H217ZM249 202V201H248ZM252 202V201H251ZM122 203V202H121ZM134 203V202H133ZM190 203H191V201H190ZM219 203V202H218ZM258 203V202H257ZM78 204H77V206H78ZM255 204V203H254ZM135 206V205H134ZM237 205H228V206H223V207H221V208H219L218 209V212H216L215 210H214V212L216 213V215H217V213H218V215L219 216H222V217H226L225 218V222H222V223H220V221H219V227L218 228H216V229H221V230H223L224 232H228L229 234L231 233V236H228L227 237V239H226V243H227V245L229 246V247H235L236 245L238 246L239 245V243L237 242L238 240H236L235 238H233L232 237V233H236L237 235H239V237H242V238H247V237H245V236H248L249 234L248 233H250L249 231L252 229V227L254 226L253 224H252V222L250 223L248 220H246L244 217L243 218H241V219H237V211H238V207H236ZM1 207H2V205H1ZM78 207V208H79ZM244 207V206H243ZM251 207H253V206H251ZM256 207V206H255ZM158 208V207H157ZM157 208H156V210H157ZM217 208H218V206H217ZM241 208V207H240ZM80 209V210H81ZM214 209H216V208H214ZM79 210V209H78ZM79 210V211H80ZM202 210V211H201ZM241 210V209H240ZM105 211V210H104ZM82 212V211H81ZM241 212H243V211H241ZM77 213V212H76ZM80 213V212H79ZM79 213H78V215H79ZM88 213V212H87ZM201 213V214H200ZM215 213H214V216H216L215 215ZM239 213V212H238ZM247 213V212H246ZM89 214V213H88ZM123 214H127V215H129V217L131 218V219H133V220H136V219H139L141 216H142V214L141 213H139V212H137V211H134V209L133 208H131L130 207V204H129V202L127 203H123L122 204V206H120V208L117 210V212H113V213H111V211H109L108 213H107V218L105 219V224L107 225V228H110V229H116L117 231H123V230H125L126 229V227L123 225V223L121 224L120 222V220H121V217L120 216H122ZM240 214V213H239ZM243 215H244V213H242ZM77 215V216H78ZM81 215H82V213H81ZM191 215V214H190ZM217 215V216H218ZM250 215H252V213H250ZM6 216V215H5ZM5 216L4 217H2L1 219L2 220H5ZM80 216V215H79ZM193 216V215H192ZM245 216V215H244ZM249 216V215H248ZM149 217V216H148ZM189 217V216H188ZM233 217H236V220H230L229 221V218L231 219V218H233ZM75 218V217H74ZM142 218V217H141ZM190 218H191V216H190ZM220 218V217H219ZM249 218V217H248ZM228 219V220H227ZM254 219V218H253ZM150 220H151V218H150ZM188 220V219H187ZM223 220H224V218H223ZM257 220V219H256ZM255 220V221H256ZM7 221V220H6ZM74 221H75V219H74ZM152 221H154V220H152ZM186 221V220H185ZM184 221V222H185ZM77 222V221H76ZM148 222V221H147ZM188 222H189V220L186 222L187 224H188ZM71 223H73L72 221H71ZM75 223V222H74ZM153 223V222H152ZM203 223V224H204ZM254 223V222H253ZM184 223H182V225H183ZM186 224V225H187ZM202 224V225H203ZM206 224V223H205ZM255 224V223H254ZM73 225V224H72ZM64 226V225H63ZM63 226H61L62 228H63ZM66 226H68L69 227V224L67 225L66 224ZM66 226H64V228L66 229ZM71 226V225H70ZM68 227H67V229H68ZM183 227H185L184 225H183ZM196 227V228H197ZM205 227V226H204ZM174 228V227H173ZM196 228H193L194 229V232H195V229ZM201 228V227H200ZM206 228V227H205ZM254 228V227H253ZM205 230V232H207V229H204V228H201V230ZM210 229H212V228H210ZM210 229H209V232H210ZM258 229V228H257ZM214 230V229H213ZM212 230V231H213ZM132 231H136V228H135V230H132ZM197 231V234H199L198 232H200L199 231V228L196 230ZM211 231V232H212ZM218 231H220V230H218ZM192 231H190V233L189 234H192V236H194L193 235V233H191ZM208 232V233H209ZM188 233L187 234H184L183 235V241L184 240H186L187 238H190V236H188ZM201 233V232H200ZM203 233V232H202ZM202 233H201V235H202ZM207 233V234H208ZM107 234H108V232H107ZM132 234V239L133 240H135V241H138V242H140V244L141 243H143L142 245H144V244H146V246L148 247V245L150 246V244L151 243H153V241H154V239H156V237H154V235L153 234H150V233H146L145 235H142V233L141 234H139V233H136V232H132L131 233ZM194 234H196V232L194 233ZM204 234V233H203ZM213 233H210V236L212 235ZM219 234V233H218ZM220 234H221V232H220ZM224 234V233H223ZM254 234H256V233H254ZM200 235V234H199ZM191 236V237H192ZM206 236V235H205ZM250 236V235H249ZM49 238L51 237L50 235L48 236ZM202 237V236H201ZM253 237V236H252ZM263 237V236H262ZM198 238V237H197ZM210 238V237H209ZM166 239V238H165ZM158 240V239H157ZM161 240V239H160ZM211 240V239H210ZM244 240V239H243ZM250 240V239H249ZM249 240H247L246 239V241H249ZM203 241V240H202ZM241 241V240H240ZM100 242V241H99ZM204 242V241H203ZM251 242V241H250ZM249 242V243H250ZM200 243V242H199ZM208 243V242H207ZM210 243V242H209ZM126 244V243H125ZM139 244V245H140ZM212 244V243H211ZM247 244V243H246ZM257 244V243H256ZM142 245H140V246H142ZM96 246V245H95ZM120 245L118 244V248L120 249V247H121V250H122V256H121V258L119 259V260H121L122 258L124 259L125 258V256H128V255H130V256H133V258H135V259H138L140 256H139V253L140 252H138V251H140V250H138L137 252H136V250H134L133 248H127V245H124L123 243L121 244V246L119 247ZM145 246V245H144ZM145 246V247H146ZM210 246V245H209ZM256 246V245H255ZM18 247V246H17ZM117 248V245L115 244L114 245V248ZM159 247V246H158ZM163 247V246H162ZM233 247V248H234ZM239 247V246H238ZM52 248V247H51ZM86 248V247H85ZM111 246H107L105 249H107V250H105V251H107L106 252V254L108 253V252H110L111 251ZM144 248V247H143ZM164 248V247H163ZM163 248H161V250H157V252H158V254H160L161 252L160 251H163ZM240 248V247H239ZM251 248V247H250ZM256 248V247H255ZM18 249H20L19 247H18ZM17 249V250H18ZM39 249L41 250V251H49V250H51L50 249V247H48V246H44V245H42V246H40L39 247ZM100 249V248H99ZM113 249V248H112ZM136 249V248H135ZM158 249V248H157ZM241 249V248H240ZM238 250V249H237ZM24 251V250H23ZM74 251H76V250H74ZM91 251V250H90ZM143 251V250H142ZM255 251V250H254ZM19 252V251H18ZM21 252V251H20ZM20 252H19V254H20ZM29 252V251H28ZM100 252V251H99ZM98 252V253H99ZM160 252V253H159ZM240 252V251H239ZM243 252V251H242ZM245 252V251H244ZM257 252V251H256ZM79 253V252H78ZM77 253V254H78ZM85 253V252H84ZM93 253V252H92ZM111 253V252H110ZM109 253V254H110ZM142 253V252H141ZM163 253V252H162ZM161 253V254H162ZM194 253V252H193ZM263 253V252H262ZM12 254V253H11ZM75 260H76V258L78 257L76 254V256L74 255V253L72 252H70L69 253ZM160 254V258L162 257V256H164V254L163 255H161ZM247 254V253H246ZM178 255V254H177ZM200 255V254H199ZM225 255V254H224ZM241 255V254H240ZM255 255V254H254ZM19 256V255H18ZM197 256V255H196ZM201 256V255H200ZM203 256V255H202ZM237 256V255H236ZM243 256V255H242ZM241 256V257H242ZM256 256V255H255ZM264 256V255H263ZM15 257H16V254H15ZM82 257V256H81ZM97 257V256H96ZM138 257V258H137ZM240 257V256H239ZM249 257V256H248ZM247 257V258H248ZM72 258V259H73ZM129 258V257H128ZM191 258V257H190ZM193 258H195V257H193ZM196 258H199V257H196ZM201 258V257H200ZM232 258V257H231ZM235 258V257H234ZM260 258V257H259ZM83 259V258H82ZM164 259V258H163ZM223 259V258H222ZM236 259V258H235ZM237 259H239L238 257H237ZM243 259V258H242ZM78 260V259H77ZM110 260V259H109ZM197 260V259H196ZM234 260V259H233ZM260 260V259H259ZM79 261V260H78ZM82 261V260H81ZM141 261V260H140ZM152 261V260H151ZM150 261V262H151ZM156 261V260H155ZM192 261V260H191ZM195 261V260H194ZM226 261H227V259H226ZM149 262V263H150ZM254 262V261H253ZM259 262V261H258ZM263 262V261H262ZM85 263H86V261H85ZM104 262L102 261V260H100V259H97V260H95V262L93 263V264H103ZM141 263V262H140ZM245 263V262H244ZM83 264V263H82ZM88 264V263H87ZM92 264V263H91ZM118 264V263H117ZM121 264V263H120ZM264 264V263H263Z\"/></svg>","mask_w":264,"mask_h":264}]
</instances>
